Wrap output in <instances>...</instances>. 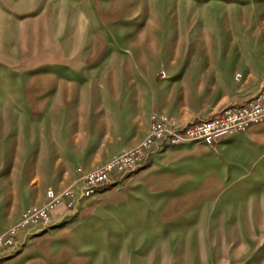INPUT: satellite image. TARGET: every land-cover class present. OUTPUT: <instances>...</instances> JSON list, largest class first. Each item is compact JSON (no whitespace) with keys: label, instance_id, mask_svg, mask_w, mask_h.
<instances>
[{"label":"rangeland","instance_id":"1","mask_svg":"<svg viewBox=\"0 0 264 264\" xmlns=\"http://www.w3.org/2000/svg\"><path fill=\"white\" fill-rule=\"evenodd\" d=\"M77 1L0 0V236L46 192L72 185L73 171L54 167L82 151L87 136L103 130L109 145H126L146 124L148 132L151 117L186 123L264 87V0H131L122 23L89 26L76 40L75 18L86 17ZM44 65L76 84L78 97L101 101L103 118L75 121L65 104L31 112L27 87ZM247 181L211 217L158 229L157 264H264V175ZM100 231L81 263L117 264L119 256L128 264L132 250L116 243L130 247L132 238L113 229L104 249Z\"/></svg>","mask_w":264,"mask_h":264},{"label":"crops","instance_id":"2","mask_svg":"<svg viewBox=\"0 0 264 264\" xmlns=\"http://www.w3.org/2000/svg\"><path fill=\"white\" fill-rule=\"evenodd\" d=\"M77 2L86 17L75 18L76 40L86 36L89 26L109 29L119 25L132 9L131 0ZM54 56H59V51H54ZM42 70L27 87L28 107L37 117L54 114V107L65 104L75 121H88L90 116L93 121L103 118V109L97 108L102 106L101 101L78 97L77 85L61 81L55 65H44ZM249 98L234 100L230 105H240ZM146 133L147 124L133 142L111 146L106 131L100 130L87 136L84 149L68 162L63 157L57 159L54 168L72 170L73 183L82 173L135 147ZM262 175L264 120L214 145L190 143L153 149L141 168L119 185L81 200L76 212L67 211L61 204L52 212L46 228L21 231L14 249H0V264H82L80 251L89 247L100 228V235L104 233L107 240H101L102 248H110L109 234L116 229V234L128 235L134 241L130 247L116 243L118 249L132 250L131 257L125 258L128 264H157L158 229L162 233L175 232L189 227L196 218L211 217L216 207L226 201L232 187L249 184L247 180ZM120 259L112 258L117 264ZM243 260L248 261L249 256Z\"/></svg>","mask_w":264,"mask_h":264},{"label":"built area","instance_id":"3","mask_svg":"<svg viewBox=\"0 0 264 264\" xmlns=\"http://www.w3.org/2000/svg\"><path fill=\"white\" fill-rule=\"evenodd\" d=\"M263 120L264 87L240 105H227L205 118L187 123L151 117L147 134L134 148L82 173L61 193L46 192L41 207L23 211L19 220L0 236V249H14L18 234L25 229L46 228L51 222L52 212L59 205L62 204L67 211L76 212L81 200L119 185L143 166L153 149L161 150L190 143L214 145L219 140L244 132L251 125Z\"/></svg>","mask_w":264,"mask_h":264}]
</instances>
